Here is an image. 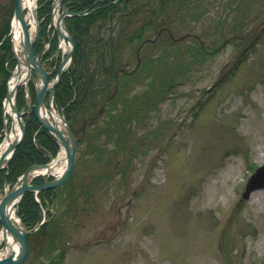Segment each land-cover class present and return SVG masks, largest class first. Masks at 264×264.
Returning <instances> with one entry per match:
<instances>
[{"label": "rangeland", "instance_id": "374dc122", "mask_svg": "<svg viewBox=\"0 0 264 264\" xmlns=\"http://www.w3.org/2000/svg\"><path fill=\"white\" fill-rule=\"evenodd\" d=\"M120 1L115 9L101 8L87 30L81 20L72 24L84 32L80 44L72 35L81 60L45 104L53 101L55 122H66L77 141L73 167L57 187L23 195L36 204L33 212L15 208L30 231L20 264H264V188L242 197L264 163V0H171L170 6L150 0L144 7L131 0L127 9ZM53 2L39 0L41 12ZM13 6L14 0H0V100L14 62L7 39ZM151 9L158 11L155 26L168 27L170 36L147 32ZM110 18L122 36L114 49L118 87L88 100L83 86L90 74L100 86L108 73L100 65L101 50L91 60L83 54L98 44L105 49ZM38 21L39 55L40 47H55L59 38L41 39ZM139 32L156 36L155 42L141 45ZM98 35L100 42L92 43ZM60 57L61 50L54 63L44 53L47 72L55 71L51 78ZM24 90L16 95L30 131L24 145L44 162L28 163L16 150L21 142L15 161L0 174V197L27 169L48 164L59 151L31 107L35 88L29 102ZM95 102H102L100 108ZM11 168L18 169L13 176ZM53 179L31 177L29 184Z\"/></svg>", "mask_w": 264, "mask_h": 264}, {"label": "water", "instance_id": "95a60500", "mask_svg": "<svg viewBox=\"0 0 264 264\" xmlns=\"http://www.w3.org/2000/svg\"><path fill=\"white\" fill-rule=\"evenodd\" d=\"M69 14L73 16L77 15L75 13H68L67 10L62 9V14L59 16L54 30L60 39L68 40L70 42L71 49L67 53H65V56L59 65L57 77L55 78L54 83L50 87H47L49 84L47 80V73L45 70H43V68L40 65L39 60L33 54L32 46H33V42L36 38L37 33L34 35L33 41L31 42L28 37V32L26 30L25 21L23 20V13L21 11V0H15L14 15H16L19 18L20 25L22 27V33H23V38H24V43H25V47H23L24 52L26 56L32 61L33 70L36 73L40 74V77H41V86L37 87L35 90L34 104L32 105L34 112H35V117L37 121L40 123V125L43 126L47 131L52 132V134L56 137L57 141L61 145H63V147L65 148L67 152V164H66L65 169L62 171L61 174H59L57 178H55L54 180L48 183H43L40 186H32L29 184L31 180L32 170H35L36 168L40 167V165L32 166L21 175L17 183L12 187V189L3 195L2 200L0 202V219L2 221L1 223L6 225L9 233L13 236L14 239L16 238L18 240L20 244L21 253L19 254V256L16 257V259L13 260L14 255H12L13 257L10 256L9 259H7L4 262H0V264H5L8 262H11L13 264H20L25 260L26 255H27V250H28L26 236L29 233V231L26 229L23 231L18 230L17 227L12 225V223L10 222V219L7 213L8 210H6V207L8 208L9 206L10 207L12 206L11 207L12 210L15 209L18 206L22 196L27 192L38 193L40 191H44L50 188L57 187L70 174L72 166H73L74 155H75V141L69 131V128L66 126L65 132L59 131L56 127H54L51 123H49L47 119L41 118V116L39 115V108L43 105L45 94L49 93L50 98H51V95L53 93V88L56 85V83L59 81L63 72L65 71L70 55H71V52L74 47V43H73L71 36L67 34L63 26V18L64 16H67ZM63 30H64V33H62ZM14 109L17 111L16 112L17 118L21 120V116L23 113L19 112L16 108ZM20 126L22 129L21 135L19 136V138H17L15 142L13 141L0 156V171L7 168V165L13 155L15 148L21 143L24 137L25 127H24L23 122L22 124L20 123ZM63 135L67 136L69 144L65 141ZM49 165L50 163L41 165V166L48 169ZM263 188H264V163L260 167H258L256 171L249 177L245 185V190H244V193L242 194V197L244 199H247L251 193L259 189H263Z\"/></svg>", "mask_w": 264, "mask_h": 264}, {"label": "bare ground", "instance_id": "6f19581e", "mask_svg": "<svg viewBox=\"0 0 264 264\" xmlns=\"http://www.w3.org/2000/svg\"><path fill=\"white\" fill-rule=\"evenodd\" d=\"M53 9L54 10H53L52 16L54 17L53 18L54 22H56L59 16V11L61 9L59 0H55ZM21 11L23 13V20H25L28 25L27 27L28 37L30 41L32 42L34 38L33 37L34 30L38 23V17H37L38 0H21ZM68 13H73V12H68ZM7 39L11 42V56H12V59L14 60L15 66L12 70V74L10 75L8 79V82L6 80L7 82L6 83V96L7 97L3 98L2 100V110H3V120H4L3 124L5 128H4V134H3L2 141L0 142V156L13 141L15 142L17 138H19L22 132V129L20 126V123L22 124L23 122L22 116H21V120L17 118L16 116L17 111L14 109V108L17 109L16 107L17 89L20 86L22 87L24 86L26 88L23 97L26 99L25 101L29 102L30 101V96H29L30 82L33 80L36 87L41 86L40 74L32 70L33 69L32 61L26 56L24 52L23 47H25V43H24V38H23V33H22V27L20 25L19 18L14 14L11 17V21L9 25V34L7 35ZM39 110L43 117H45L49 121H54L53 118H50L46 106H42V108H40ZM51 114L55 118V120L58 119L56 113L52 112ZM58 123H59V126H61L60 122ZM63 129L64 127H61V130ZM57 149L59 151L56 152L55 157L50 160L51 163L48 169L40 165L39 168L32 170L31 177L33 179H39L45 176H51V177L57 178L59 174L62 173V171L65 169L66 164H67V152L65 148L63 147V145L61 144L60 146H58ZM4 170L5 169L0 171V174ZM6 192H7V189L5 190V193ZM2 197H0V202L2 200ZM11 207L10 206L8 208L6 207V210H8L7 213H8L10 222L12 223V225L17 227L18 230H22V231L25 230L24 225L20 222L21 220L16 215V210L15 209L12 210ZM1 222L2 221L0 219V246H3V248L0 249V262L6 261L12 255H14V257L12 256L14 260L21 253L20 244L18 240L16 238L14 239L13 236L9 233L6 225H4ZM5 264H13V263L8 262Z\"/></svg>", "mask_w": 264, "mask_h": 264}, {"label": "flooded vegetation", "instance_id": "af4514ba", "mask_svg": "<svg viewBox=\"0 0 264 264\" xmlns=\"http://www.w3.org/2000/svg\"><path fill=\"white\" fill-rule=\"evenodd\" d=\"M70 1H72V2H70ZM119 2L121 3L122 1H120V0H83L81 2V4L79 6H77V5L73 4V0H65V1L62 0L60 2V6H61L62 9L64 8L68 12H74V13H82L83 11H86V13H87V14H84L82 16H72V17H68L67 16V17H64V24H65L66 28L69 30V32H71V34L74 36L75 41L77 43H79V40L83 39V36H84L83 33L84 32H82V34L79 33L80 37L77 35L79 31H78L77 27L76 28L73 27L72 24L74 23V21L82 19V18H87L89 15H90V17H88L89 19L92 18V17H95L97 15V13L103 12L101 10V8L105 9L107 7H110V6H115V8L119 7L120 6ZM54 3H55V0L53 2L52 6H50V8L47 10V12L45 14H43L41 12V7L43 8L44 5L41 4L40 8L38 7L37 16L39 18H41L40 24L42 26L41 30L39 31V32H41V39H49L51 37V35L53 37H57L56 33L51 28L52 27V20H53L52 19V15H53V10H54L53 9ZM145 4H147V6L150 5V0H146V1L141 0L140 1V6L142 5L144 7ZM170 4H171V0H168V6H170ZM160 12H163V11H160ZM155 13L157 14V11L155 9H151L149 11L150 20H149V18H147V20H146V25L150 24V27H151L150 29H147V32H149L151 30L153 35H155L157 33L156 30L159 29L157 26H155V18H154L155 17ZM91 15H93V16H91ZM165 18H167V17H165ZM111 20L112 19L110 18V22L111 23H109V25L112 26L111 29H113V30H110V32L108 31V37L106 39H104L103 43L105 45V49H100L99 44H98V45L93 46V48H91V49H93L92 52H90L91 49H86L84 51V54H83L84 60H87L88 58H90V60H91L92 55L95 53L94 51L101 50L104 53V56L102 54L98 53V55H102L101 58H103V62L100 63V65L104 67L102 70H104V71H106V73H108L107 84L100 85V86L95 85L94 83L91 82V81H93V78L95 77V75L94 74L92 75V73L90 74V77L87 80V83H85V85L83 86L84 96H85V98H88V100H93L92 96L95 93H99L101 91L107 90L108 88L112 87L113 84H114L113 88H114L115 92H116V89L118 87V82L117 81H118V78H119L118 73H119L120 69H117L114 66V64L116 63L115 62L116 56H118V53L115 52L114 49L119 48L118 45L119 46L121 45L120 41L122 40V36L119 33V29H115L114 28L113 23H112ZM139 21H140V19L137 20V22H139ZM89 24H90V21L88 22V24L86 22V24H85L86 26H84L85 27L84 29L87 30L89 28V26H88ZM168 29L169 28L165 26L163 28H160L158 30V33L161 32V31H165L166 32V31H168ZM39 32H38V34H39ZM142 32H143V34L146 33V26L145 27L143 26ZM168 35L170 36V32L169 31H168ZM116 38H119V42H116V41H118V39L116 40ZM136 38H138V40H140V38H142L141 41H140L141 45H143V44L144 45L145 44L149 45V44H153L155 42L156 36H154L153 39L147 38L144 35H142V37H141V33L139 32L137 34ZM100 40H101V37H99V35H98L96 40H92V43H99ZM35 44L36 45H34V49H35V46H36V49H38L39 45L37 44V42ZM57 45H58V40H57ZM57 45H55V47H54V45L48 46L47 48H45V46L40 47V48H43V49H42V51H39L37 53H39L40 58H41V55L43 54V56L41 58L42 62L44 60V58H43L44 57V53L47 54L48 56H50V58L53 60L54 63L57 61V59H58V55H56V51H57V47H58ZM80 46H84V45H79V47ZM53 48H54V50H53ZM46 49H48V52H46ZM137 51H139L138 48H137ZM77 54L79 55V52ZM108 55L110 56L109 58L107 57ZM137 56H138V52H137ZM79 57L75 54V52H73L72 53L71 63H74V61H76L77 62L76 64H78L79 61L81 60V58H79ZM55 58H56V60H55ZM117 59H119V58H117ZM83 64H85V63H83ZM140 64H141V62L138 61L137 65H140ZM122 71H123V74L128 75L127 71H125L123 69H122ZM54 72L55 71H53L50 74L49 78H51V75H53ZM55 75L56 74H54V76ZM79 80H80V76L78 75V81ZM88 83H89V85H88ZM30 86L32 88H34V81L33 80L30 82ZM85 87H86V90L84 91ZM94 90L96 92H94ZM83 93L80 92V96H81L82 99H84ZM101 103L102 102H100V103L99 102H95V107L98 105L99 108H100Z\"/></svg>", "mask_w": 264, "mask_h": 264}, {"label": "trees", "instance_id": "16d2710c", "mask_svg": "<svg viewBox=\"0 0 264 264\" xmlns=\"http://www.w3.org/2000/svg\"><path fill=\"white\" fill-rule=\"evenodd\" d=\"M123 7L125 8L126 7V9L128 8L127 7V5L129 4V5H131L132 3H133V1H131V0H124L123 1ZM112 8H115V6H110L109 7V9H112ZM79 20H81V21H83V24L81 25V26H86L85 24H86V22H87V24H88V22H89V18H82V19H79ZM80 27V26H79ZM78 26H77V28H79ZM82 28V27H81ZM79 31V30H78ZM79 33L80 34H82V31H79L78 32V36H79ZM80 37V36H79ZM69 78V76H68V74H65L63 77H62V80H61V82H64V80L66 81V79H68ZM65 83V82H64ZM0 119H1V100H0ZM0 127H1V122H0ZM29 132L30 131H28V127L26 126V133H25V137H24V139H23V143L16 149V150H18L19 151V153L21 154L20 156H25V157H27V160L29 161L28 163H30V162H34V163H40V162H44L43 160H37V159H35L34 157H36V155H35V153H33L31 150H33L32 148H30V146H28L30 149H28V148H25V142H26V140L25 139H27V135L29 134ZM28 137H29V135H28ZM28 142H29V145H30V140H28ZM24 145V146H23ZM23 146V147H22ZM21 148V149H20ZM28 149V150H27ZM23 151V152H22ZM17 152V151H16ZM16 152L14 153V155H13V157H12V159H13V161H15V158H16ZM22 152V153H21ZM22 156V157H23ZM18 169H19V167H17ZM17 168H14V169H12L11 168V176H13L14 175V170H18ZM46 193H48V192H46ZM34 206H36V204H34L33 203V201H32V199L30 198V195H25L23 198H22V200H21V202H20V209H25L26 211H32L33 212V207ZM31 218H36V216H35V214H33L32 216H30Z\"/></svg>", "mask_w": 264, "mask_h": 264}]
</instances>
